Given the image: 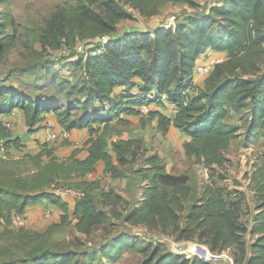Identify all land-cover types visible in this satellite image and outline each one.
<instances>
[{
  "label": "trees",
  "instance_id": "16d2710c",
  "mask_svg": "<svg viewBox=\"0 0 264 264\" xmlns=\"http://www.w3.org/2000/svg\"><path fill=\"white\" fill-rule=\"evenodd\" d=\"M199 1L203 0H82L73 7L59 5L45 36L54 38L47 41L56 52L63 44L74 45L77 37H92L85 55L77 59L70 55L55 57L60 61L67 57L62 65L81 70L84 81L79 86L57 82L55 93L42 98H31L1 84L0 113L20 108L27 126L35 129L41 128L47 113L53 111L62 128H87L86 154L78 156L81 150L75 149L68 164L81 174H89L99 161L109 160L107 133L99 124L128 121L138 114L149 116L156 119L157 128L164 134L174 127L186 132L191 137L184 144L186 155L207 167L213 178L227 161L226 151L233 139L243 134V142L249 145L264 135V0H217L204 13L189 15L170 28L162 24L153 31L117 33L120 21L133 16L129 8L152 17L165 3L194 7ZM0 14L1 58L11 46L10 39H14L7 29L15 25V19L8 9ZM102 35L109 38L103 45L98 39ZM64 37L67 41L61 43ZM209 50L225 51V57L212 65L204 86L193 94L199 57ZM162 93L168 98L163 99ZM168 102L173 111L159 109L166 108ZM145 104L149 112L142 114L140 107ZM246 110L247 124L241 133V126L228 118L233 111ZM0 137L5 139L8 151L0 156V226L10 224L14 215L23 214L29 206L49 200L62 208L63 222L74 215L79 232L89 233L112 218L122 219L162 232L172 229L177 239H198L214 253L230 249L235 264H264V172L255 177L260 195L250 228L242 219L244 203L238 191L210 181L194 196L190 174L168 170L158 153L148 159L141 198L132 206L113 190L104 191L102 201L91 195L64 197L55 187L54 191L31 192L25 185L23 160L11 155L13 147L26 152L27 144L21 136H12L3 120ZM131 142L135 141L124 140L122 144L129 148ZM39 146L30 156L36 164L44 155L55 152L47 140L39 141ZM188 200H192L189 205ZM248 233L254 236L251 243ZM40 235H24L22 239L34 240ZM133 250L145 253L141 264H212L161 244L145 243L126 232L116 235L98 252L34 247L0 264H95L97 256L98 264H107L103 257L116 261Z\"/></svg>",
  "mask_w": 264,
  "mask_h": 264
},
{
  "label": "rangeland",
  "instance_id": "374dc122",
  "mask_svg": "<svg viewBox=\"0 0 264 264\" xmlns=\"http://www.w3.org/2000/svg\"><path fill=\"white\" fill-rule=\"evenodd\" d=\"M81 1L0 0V13L2 10L8 9L15 19V25L7 29L8 35H13L14 39H10L11 46L2 52L0 58V85L18 90L21 94L31 98H42L51 97L55 93L53 90L56 88L57 82L68 81L79 86L84 81L81 70L69 65H62L63 61L68 60L67 57L61 61L55 58L56 48L50 44L54 38L45 36L48 22L54 18L59 5L73 7ZM198 3V6L193 7L187 3L168 2L162 5L159 14L152 17H143L128 7L133 12V16L120 21L117 33L131 30L153 31L155 27L172 21V19L177 24L189 15L204 13L212 1L203 0ZM48 39L50 42L47 41ZM90 39L92 37H77L76 42L88 43L89 47ZM64 41H67L65 37L61 39V43ZM211 59L206 63H209ZM207 74H196L195 82L197 81V83H195L193 94L200 92ZM74 93L77 92L74 91ZM164 105L169 109L173 108L169 102ZM13 111V113H9L11 118L5 122L10 134L13 136L27 135L29 130L24 112L20 108ZM246 112L247 110L241 113L233 111L228 118L229 121L236 122L241 126V133L244 132L247 124L248 115ZM136 117L139 119L133 120L132 117L128 121L117 119L106 126L99 124L100 129L107 133L109 160L107 162L101 160L92 176L81 174L68 167L70 157L75 149L81 150L78 156L86 154V145L82 143L80 134L71 133L68 138L49 141V146L55 148L54 154L52 156L44 155L37 164L30 158L38 152L32 151L36 147H29L26 152L13 147L11 155L23 160L25 185H28V190L31 192L45 189L54 191L55 187L59 194L67 197L68 194L60 192L59 189L73 187L81 191L82 196L91 195L94 199L102 201L104 191L118 192L117 190H119L125 196L128 206H132L131 203L141 196L144 183L143 175L146 167L150 165L148 159L151 154L158 153L163 157L170 171L190 174L194 196L198 195L203 186L210 181L227 186L229 190L238 191L239 195L243 197L244 203L242 219L250 228L253 226L260 195L256 190L255 177L264 172V135L246 145L243 142V136H241L243 134H239L232 140L226 151L227 161L223 166L218 167L217 173L212 178L207 167L196 162L194 157L186 155L184 144L189 140L186 141L184 133H178L176 130L164 134L161 130L154 128L149 116L138 114ZM49 122L50 124H59L58 120L46 118L42 126L44 132ZM124 140L135 142H131L129 148H126L122 144ZM71 145L74 146L70 147ZM5 153L8 151L4 148L3 153L0 151V156L6 155ZM191 202L192 200H188L186 204L189 205ZM47 210L51 211L50 215L46 213ZM26 211L24 226H15L11 223L0 226V263L25 255L34 247L37 249L48 247L98 252L116 235L126 232L132 236L137 235L145 243L161 244L177 253L199 256L211 261L212 264H235L230 249L214 253L206 243L198 239H177L172 229L162 232L143 225L133 226L125 223L122 219L112 218L108 222L97 225L89 233H84L76 229V218L73 214L72 216L70 214L67 221L63 222L62 208L49 200L40 208H34V210L27 208ZM36 233L41 234L40 237L34 240L25 238L23 241L22 236L28 235L32 238ZM247 239L251 243L254 236L248 233ZM145 256V253L133 250L124 252L121 258L116 261L108 260L107 257H103V260L107 264H141ZM98 263L97 256L95 264ZM18 264L23 263L18 262Z\"/></svg>",
  "mask_w": 264,
  "mask_h": 264
},
{
  "label": "built area",
  "instance_id": "2783aa9c",
  "mask_svg": "<svg viewBox=\"0 0 264 264\" xmlns=\"http://www.w3.org/2000/svg\"><path fill=\"white\" fill-rule=\"evenodd\" d=\"M163 25L166 28H170L173 27L174 25H176L172 21H168L163 23ZM100 44L103 45L105 43H107L109 41V38L107 35H102L99 38ZM87 51V45L82 43V42H76L74 45H68V44H63L56 52V56H66V55H70L73 59H77L82 55H85ZM220 59H211V61L209 63H198L197 67H196V74H207L209 73V71L212 68V65L219 61ZM162 98L163 99H167L168 98V94L167 93H162ZM142 114H147L149 112V105H141L140 107ZM52 122V121H50ZM48 123V125H46L45 128V136H46V140L47 141H52V140H58L60 138H68L71 136V131L64 129V128H60L59 130L56 128V125L54 123ZM5 148V139L0 137V151H2ZM94 171L90 172L89 175H94ZM60 192H65L66 194H70L74 197H82V193L81 191L77 190L76 188L73 187H68V188H64V189H59ZM46 213L48 215H50L51 211L47 210ZM26 215H27V211H25L23 214H16L12 217V221L11 224L12 225H17V226H24L26 224Z\"/></svg>",
  "mask_w": 264,
  "mask_h": 264
},
{
  "label": "crops",
  "instance_id": "0c3cea01",
  "mask_svg": "<svg viewBox=\"0 0 264 264\" xmlns=\"http://www.w3.org/2000/svg\"><path fill=\"white\" fill-rule=\"evenodd\" d=\"M212 1V3H215V1H217V0H211ZM211 3V4H212ZM225 51H216V50H211V51H208L206 54H204V55H202V56H200V58H199V63H206L210 58H214V59H223V57H225ZM218 54V55H217ZM215 55H217V56H215ZM196 83H197V81H196ZM202 84V83H201ZM151 105V107H155V103H151L150 104ZM159 107V109H161V110H164V111H169V112H171L173 109H169L168 108V106L166 107V108H162V107H160V106H158ZM15 109H18V108H15ZM14 109V110H15ZM14 112V111H13ZM13 112H11V113H13ZM48 114V116H47V119H50V120H57L56 119V116H55V113L52 111V112H49V113H47ZM9 118H11L10 117V114L9 113H5V114H2V113H0V120H3V121H5V122H7L8 120H9ZM139 118L138 117H136V116H133V120H138ZM152 122H153V124H154V128L155 129H158L157 128V125H156V119H154V120H151ZM27 125V124H26ZM59 125V124H58ZM58 125H56L57 126V128H62L61 126H58ZM27 129L29 130V132H28V134L27 135H23V136H21L22 137V139H23V141H24V143L25 144H27V149L29 148V147H36L34 150H32V151H38L39 149H40V146H39V141H45V132H44V128H35V129H30L28 126H27ZM159 130V129H158ZM176 130H178V133L179 132H181V133H184L185 134V136H186V141L187 140H190V136L186 133V132H184L183 130L182 131H180L181 129H179V128H172L171 129V131L172 132H174V131H176ZM71 132L72 133H75V134H80V137H81V140L83 141L82 143H85V140L89 137V131H88V129L87 128H82V129H78V128H76V129H73V130H71ZM13 136V135H12ZM16 136H18V135H16ZM26 138V139H25ZM74 145H71L70 147H73ZM163 158V157H162ZM99 162H101V161H99ZM99 162L97 163V166H98V164H99ZM166 166H167V163H166ZM167 168H168V166H167ZM169 170V169H168ZM146 182H144L143 184H145ZM117 190V189H116ZM118 192L117 193H120L121 191H119V190H117ZM141 193H142V191H141ZM120 194H122V193H120ZM141 198V196L140 197H138L136 200H135V203L137 204L138 202H139V199ZM45 204H47V200H45L44 202H40V203H38V204H34V205H31V206H29L28 207V209L30 208L31 210H34V208H40L41 206H44Z\"/></svg>",
  "mask_w": 264,
  "mask_h": 264
}]
</instances>
